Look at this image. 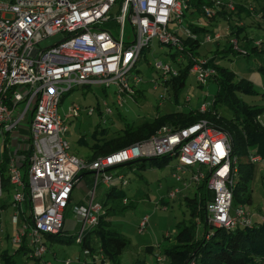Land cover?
<instances>
[{"label": "built area", "instance_id": "built-area-1", "mask_svg": "<svg viewBox=\"0 0 264 264\" xmlns=\"http://www.w3.org/2000/svg\"><path fill=\"white\" fill-rule=\"evenodd\" d=\"M187 7L185 0H0V156L6 148L7 173L14 190L12 203L17 206L25 199L23 156L18 152L27 149L30 152L27 169L30 208L22 213L23 226L17 225V212L11 215L15 226L10 241L19 247L26 237L28 256L38 264H52L43 259L46 252L43 235L64 229L65 210L74 186L81 179L78 173L91 171L94 176L93 188L87 191L89 203L74 207V214L81 222L75 241L80 243L86 230L95 226L99 215L104 213L102 205L93 201L98 180L107 186L126 184L125 176L114 174L112 168L141 158L177 157L172 177L180 186L168 192L170 198L191 183L205 179L207 188L214 193L206 204L207 221L211 225L232 229L251 224L250 214L242 206L232 209L237 169L232 166L231 138L206 120L180 127L163 125L146 139L93 160L70 153L69 142L64 137L68 127L58 112L64 94L75 85L115 83L116 103L121 106L124 96L135 94L134 87L140 78L133 69L145 46L156 39L181 51L182 43L176 31L182 28L184 34L193 35L182 25ZM223 7L235 8L232 3L214 1L213 10ZM211 9H204L207 17H211ZM111 24L118 25L117 36ZM126 24L133 32L130 42L123 38ZM55 36L58 37L55 42L41 45ZM219 36L215 32L213 37L208 34L205 39ZM231 41L237 48L236 39ZM182 54L177 53L175 67L158 61L155 69L177 75ZM193 59L189 73L205 84L214 69L203 66L199 58ZM153 88L157 89V85ZM185 100L189 101V96ZM103 104L106 113H110L107 102ZM208 104V101L201 103L200 110H205ZM79 108L73 105L68 112L77 115ZM88 109L86 113L91 115L92 110ZM250 159L264 163V157L258 153ZM148 219L145 214L139 220V232L146 230ZM82 254L89 263L109 264L101 248L95 253L84 248ZM77 261L87 262L81 263L78 257ZM156 262L164 264L163 257L157 256ZM71 263L65 260L62 264Z\"/></svg>", "mask_w": 264, "mask_h": 264}, {"label": "rangeland", "instance_id": "rangeland-1", "mask_svg": "<svg viewBox=\"0 0 264 264\" xmlns=\"http://www.w3.org/2000/svg\"><path fill=\"white\" fill-rule=\"evenodd\" d=\"M232 1L251 7L255 16L252 15L257 19L256 13L264 4V0ZM186 12L182 25L189 18L188 11ZM253 16L251 17L253 18ZM242 20L244 24H247L246 18ZM262 25V27L247 26L245 42L249 41L252 45L255 44V41H260L259 45L262 46L264 44V22ZM105 26L108 24L106 23ZM110 28L117 36L118 25L111 24ZM123 38L125 42H130L133 39V32L128 24L124 28ZM57 39V36L52 37L41 45L53 43ZM238 43H240L239 40ZM207 45L209 46V44ZM203 48L205 46L202 44L197 50L200 55L205 54ZM175 52V47L160 43L156 39L145 46L133 69V72L137 73L140 78L139 83L134 87L136 97L124 96L121 106L116 103L115 90H117V85L115 83L109 86L104 84L75 85L68 93H65L63 100L58 105V112L68 127L64 137L69 142V152L79 158L88 159L92 155L93 146L96 143H101L105 137H114L126 123L136 125L156 115L181 110L184 107L196 108L202 101L211 100L218 89V85L214 81L200 86L195 77L189 74L176 96L172 85H165L163 81L171 76L170 73L155 69L154 64L161 61L170 64L172 68L175 67L176 61L172 57ZM211 55L212 52H208L206 58ZM219 55L221 56L220 63L233 69L236 73V79L240 77L250 79L257 66L264 65V56H245L232 52H223ZM154 85H157V89L153 88ZM253 89L256 92L237 93V95L248 104L264 106V97L261 95L263 92L262 85L254 83ZM187 96H189V101L185 100ZM103 101H106L111 108L110 113H106V105L103 104ZM73 105L80 107L77 115H71L68 112V108ZM88 108L92 110L91 115L86 113ZM219 111L224 116L231 115L227 105L221 106ZM103 119L107 122L103 123ZM176 162L177 157H171L159 166L146 165L141 168L133 165L131 167L118 166L113 169L116 173L123 174L127 179L126 185L119 186L124 191L127 204H123L122 197L110 198L106 204V207L112 206L114 209L108 217L111 227L120 232L127 240L126 246L119 255V264H143L141 262L143 259L146 264H154L153 249L158 247L162 250L173 244L180 226L198 220L197 217L190 216L184 199V195L192 196L194 185L189 186L188 189L185 188L174 198L168 196L170 187L180 186V183L171 176ZM81 174L80 182L74 186L71 199L65 210V233L71 236V239L68 242H60L44 237L47 252L44 253L43 259L55 264H62L65 260H71V264H79L78 256H80L81 263L87 261L85 264H91L89 259L82 254L81 246L74 240V235L81 227V222L74 214V207L86 206L89 203L90 195L87 194V189H92L94 184L93 173L81 171L78 176ZM187 175L188 173L184 174V176ZM247 188L251 203H247L245 206L251 211L254 221H259L264 217L263 162L253 163ZM7 189L0 196V205L5 204L3 209L0 208V253L6 251L11 254L15 253L17 247L9 239L4 238L6 235H11L12 228L15 226L11 224V215L14 212L18 213V226H23L24 220L21 210L12 203L13 187L8 186ZM107 189L108 187L98 180L93 201L103 203ZM145 214L149 217L148 224L146 230L141 233L137 230V226ZM53 253L55 257H53ZM28 254L29 252L27 254L17 252L13 264H32L33 260L29 258ZM0 264H5L3 259H0Z\"/></svg>", "mask_w": 264, "mask_h": 264}, {"label": "trees", "instance_id": "trees-1", "mask_svg": "<svg viewBox=\"0 0 264 264\" xmlns=\"http://www.w3.org/2000/svg\"><path fill=\"white\" fill-rule=\"evenodd\" d=\"M185 1L187 2L188 7L184 11V17L186 16V11H188L190 16L192 15L195 18L203 17L207 21L217 19L218 17H224L225 21L228 22L227 25L231 28V31L228 30V32H226L231 38L228 39V42L216 55L204 58L197 50L200 47L203 38V36L200 38V33L203 29L205 32L209 31V29L197 25L195 22L191 21V18H188L185 25L193 35L188 36L178 31L175 33L182 43V50H176V52L172 54V57L176 59V53H183V59L177 63L178 74L175 76L171 75L164 79L163 82L165 85H172L176 96L178 90L185 84V81L190 74L189 70L195 62L193 57L199 58L203 60V66L214 69L213 75L205 84L211 81L217 83L218 89L215 96L208 101L209 104L205 110H200V105L196 108L184 107L181 110L156 115L153 118L143 120L136 125L126 123L123 129L121 128L122 131L120 129L114 137H105L102 139L103 141L101 143H96L93 146L92 155L88 160H93L101 154H108L120 148L129 146L136 141L146 139L163 125L180 127L203 119L206 120L209 125L227 132L231 138L232 144L231 153L232 158L234 159L232 166H235L237 169V176L235 179L236 185L232 197V209L242 206L244 210L249 212L251 224L249 226H237L232 229L211 225L207 221L206 204L213 198L214 193L207 188L205 179H202L198 183H191L189 186L194 185L193 194L192 196L189 194L184 195V199L190 216L197 217L198 220L180 226L175 235V242L173 244L162 250L158 247L154 248V264H158L156 262L157 256L163 257L164 264H264V217L259 221H254L251 211L245 206L247 203H251L247 186L252 174L254 162L251 161L250 156L258 153L264 157V106L248 104L237 95V93L256 92L253 89L254 83L249 78L240 77L236 79L235 71L220 63L221 56L219 55V53L223 52H232L234 54H242L245 56H264V44L260 46V41H256L258 43L254 42L255 44L252 45L249 41H246V48L241 47L242 43H238V40L243 41L244 39H247L245 35L247 26H263L264 4L260 7L258 13H256V16L258 17L257 19L254 17L255 15L251 10V7L235 3L232 0L221 1L224 5L226 3L234 4L235 8L233 10L224 7L219 10H213V3L215 0ZM206 7L212 8L211 10L213 13L211 17L205 15L204 9ZM251 16H253V18ZM243 18L248 20L247 24H244L242 20ZM232 39H236L237 48H234V43L231 41ZM168 46L172 45L168 44ZM242 50L244 52H242ZM254 71L260 74L263 82V92H261V95L264 97V65H258ZM196 82L200 86L204 85L197 80ZM135 97L136 94H133L132 98ZM203 102L205 101H202L201 103ZM223 105L228 106L231 111L230 116H224L220 113L219 109ZM106 122L107 120L103 123ZM101 131H103V129H101ZM29 153V149L18 152V154L23 156V162L21 165L23 170V181L25 184L23 187L25 193L23 203L27 209L30 207L27 188ZM0 157H2L0 161V180L3 192L8 186H11L7 173L8 150L6 148L1 152ZM169 158L171 157L168 155L141 158L126 162L119 166L131 167L135 165L144 168L147 165L153 167L159 166L163 164V162H167ZM107 187L108 189L105 193L106 200L104 199L103 203H101L104 208V213L99 215L98 222L95 226L86 230L83 240L80 243L75 242L81 246V252L84 248H89L95 253L101 248L102 253L108 260L109 264H119V255L121 254L122 249L126 246L127 240L120 234V232L111 227L108 217L111 214L110 212L114 209L112 206L106 207V204L107 200L110 198L122 197L123 201L125 197L124 191L121 190L117 183ZM188 187L186 189H188ZM182 190L184 189H181L179 193H181ZM4 205V203L1 204L0 208L2 209ZM65 231L64 228L60 233L44 234L43 242L44 237L55 239L60 242H68L71 239V236L67 235ZM206 233L207 236H205ZM76 235H74V240ZM19 248L20 249H16L17 252H21L22 254L29 252L26 237H23L22 244ZM157 249L159 251L158 254L156 253ZM16 251L11 254L4 251L3 253H0V259H3L5 264H13L15 261L14 256L17 253ZM78 258H80V256H78ZM32 260V264H38L37 260ZM141 262L146 264L143 260Z\"/></svg>", "mask_w": 264, "mask_h": 264}, {"label": "crops", "instance_id": "crops-1", "mask_svg": "<svg viewBox=\"0 0 264 264\" xmlns=\"http://www.w3.org/2000/svg\"><path fill=\"white\" fill-rule=\"evenodd\" d=\"M188 15V17H189V19L191 18V21H193V22H195L197 25H199V26H204V27H206V29H209V31H206L205 32V30L203 29V31L200 33L201 35H200V38H202V36H203V38H204V40H203V38H202V40H201V44H200V46H202V44H203V46H205V48H203V53L205 52V54H203L202 55V57H206V54L208 53V52H212V55H216L219 51H220V49H222L224 46H225V44L228 42V39H230L231 38V36L230 35H227V33L226 32H228V30L229 31H231V28L227 25V21H225V18L223 19L222 17H218L217 19H214V20H210V21H207V20H205L203 17H198V18H195V17H193L192 15V17L189 15V13L187 14ZM183 26H185L186 27V25L184 24ZM178 32H180V33H182V34H184L183 33V30H182V28H179L178 29ZM215 32H219L220 33V36L217 38V39H211V40H206L205 39V36L206 35H210L211 37H213V34H215ZM245 40L246 39H244L243 41H240V43H242V45H241V47H243V48H246V42H245ZM224 43V44H223ZM255 43H256V41H255ZM207 44H209V46L207 45ZM211 55V56H212ZM250 80L253 82V83H259V84H261L262 85V80H261V77H260V74L258 73V72H255V71H253L252 72V74H251V76H250ZM116 167H118V166H116ZM116 167H114V168H116ZM114 168H112V172L114 173V174H118V173H116L113 169ZM120 174V173H119ZM80 177H82V174L80 175ZM126 178V177H125ZM173 178V177H172ZM126 181H127V179H126ZM176 181V180H175ZM80 182V180L78 181V183ZM178 182V181H177ZM77 183V184H78ZM126 184H127V182H126ZM126 184H124V185H126ZM117 185H119L120 186V184L119 183H117ZM107 186V185H106ZM178 186V185H177ZM175 187V186H174ZM173 187H170V189H172ZM74 189V188H73ZM169 189V190H170ZM88 190H90V189H87V191ZM73 191V190H72ZM124 200H125V202H124ZM124 204H126L127 203V199L126 198H124L123 199V201H122ZM97 203H100V202H97ZM101 204V203H100ZM4 208V207H3ZM2 208V209H3ZM18 208H19V210H21V213H27L28 211H29V209H27L25 206H24V203H22L21 205H18ZM30 208V207H29ZM11 224H12V222H11ZM13 225V224H12ZM14 228V227H13ZM12 228V232H13V229ZM65 230H66V221H65ZM12 234V233H11ZM11 236V235H10ZM10 236H5L4 238L6 239H9L10 240ZM20 247V246H19ZM19 247H17V249H20ZM46 252H47V249H46ZM27 254V253H26ZM54 254V253H53ZM53 257H55V254L53 255ZM143 261H144V259H143ZM53 264H55L54 262H52Z\"/></svg>", "mask_w": 264, "mask_h": 264}, {"label": "water", "instance_id": "water-1", "mask_svg": "<svg viewBox=\"0 0 264 264\" xmlns=\"http://www.w3.org/2000/svg\"><path fill=\"white\" fill-rule=\"evenodd\" d=\"M88 172H90V173H91V171H88Z\"/></svg>", "mask_w": 264, "mask_h": 264}, {"label": "bare ground", "instance_id": "bare-ground-1", "mask_svg": "<svg viewBox=\"0 0 264 264\" xmlns=\"http://www.w3.org/2000/svg\"><path fill=\"white\" fill-rule=\"evenodd\" d=\"M95 192V191H94Z\"/></svg>", "mask_w": 264, "mask_h": 264}]
</instances>
